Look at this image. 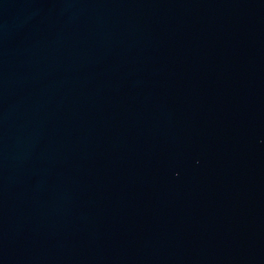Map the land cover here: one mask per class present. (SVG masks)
Listing matches in <instances>:
<instances>
[{
    "label": "water",
    "instance_id": "95a60500",
    "mask_svg": "<svg viewBox=\"0 0 264 264\" xmlns=\"http://www.w3.org/2000/svg\"><path fill=\"white\" fill-rule=\"evenodd\" d=\"M0 264H264V0H0Z\"/></svg>",
    "mask_w": 264,
    "mask_h": 264
}]
</instances>
